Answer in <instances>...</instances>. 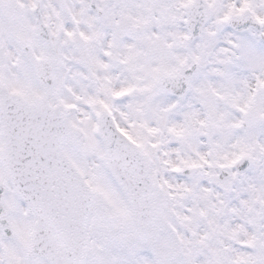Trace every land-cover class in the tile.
<instances>
[{"label": "snow or ice", "instance_id": "6c2138e0", "mask_svg": "<svg viewBox=\"0 0 264 264\" xmlns=\"http://www.w3.org/2000/svg\"><path fill=\"white\" fill-rule=\"evenodd\" d=\"M0 264H264V0H0Z\"/></svg>", "mask_w": 264, "mask_h": 264}]
</instances>
